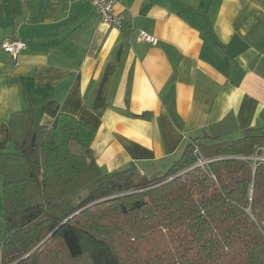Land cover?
Instances as JSON below:
<instances>
[{
	"label": "crops",
	"instance_id": "crops-1",
	"mask_svg": "<svg viewBox=\"0 0 264 264\" xmlns=\"http://www.w3.org/2000/svg\"><path fill=\"white\" fill-rule=\"evenodd\" d=\"M123 27L80 0H0V153L10 120L32 127L66 113L96 130L99 165L167 171L191 139L264 134V0H116ZM158 38L138 41L137 31ZM20 39L18 56L1 44ZM0 175V243L4 238Z\"/></svg>",
	"mask_w": 264,
	"mask_h": 264
},
{
	"label": "trees",
	"instance_id": "trees-1",
	"mask_svg": "<svg viewBox=\"0 0 264 264\" xmlns=\"http://www.w3.org/2000/svg\"><path fill=\"white\" fill-rule=\"evenodd\" d=\"M32 123L30 109L14 113L15 149L0 153V264H264L257 129L210 146L191 139L147 177L135 165L106 172L95 128L71 114Z\"/></svg>",
	"mask_w": 264,
	"mask_h": 264
},
{
	"label": "built area",
	"instance_id": "built-area-1",
	"mask_svg": "<svg viewBox=\"0 0 264 264\" xmlns=\"http://www.w3.org/2000/svg\"><path fill=\"white\" fill-rule=\"evenodd\" d=\"M90 2L97 10L98 14L101 17L103 23L114 26V27H123L124 19L123 16L117 13L115 5L116 0H80ZM137 39L142 42H149L151 44H157L158 38L153 34L148 33L145 30L137 31ZM1 47L8 53L12 54L15 57H18L26 48L27 43L20 39L6 40L1 44ZM195 151L199 152L197 146H195ZM264 151V149H263ZM255 160H264V154L262 156H256ZM207 160H200L198 165H204L207 163Z\"/></svg>",
	"mask_w": 264,
	"mask_h": 264
},
{
	"label": "rangeland",
	"instance_id": "rangeland-1",
	"mask_svg": "<svg viewBox=\"0 0 264 264\" xmlns=\"http://www.w3.org/2000/svg\"><path fill=\"white\" fill-rule=\"evenodd\" d=\"M5 224V223H4ZM5 234H6V228L4 227V236H5Z\"/></svg>",
	"mask_w": 264,
	"mask_h": 264
},
{
	"label": "water",
	"instance_id": "water-1",
	"mask_svg": "<svg viewBox=\"0 0 264 264\" xmlns=\"http://www.w3.org/2000/svg\"><path fill=\"white\" fill-rule=\"evenodd\" d=\"M240 158V157H239ZM252 159H255V158H252Z\"/></svg>",
	"mask_w": 264,
	"mask_h": 264
}]
</instances>
